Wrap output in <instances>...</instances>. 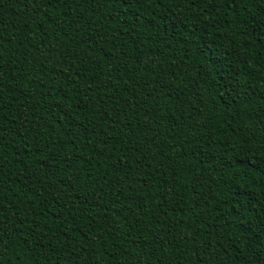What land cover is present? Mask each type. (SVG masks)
Segmentation results:
<instances>
[{
    "label": "trees",
    "instance_id": "16d2710c",
    "mask_svg": "<svg viewBox=\"0 0 264 264\" xmlns=\"http://www.w3.org/2000/svg\"><path fill=\"white\" fill-rule=\"evenodd\" d=\"M0 264H264V0H0Z\"/></svg>",
    "mask_w": 264,
    "mask_h": 264
}]
</instances>
